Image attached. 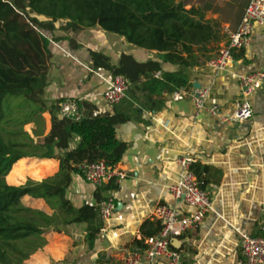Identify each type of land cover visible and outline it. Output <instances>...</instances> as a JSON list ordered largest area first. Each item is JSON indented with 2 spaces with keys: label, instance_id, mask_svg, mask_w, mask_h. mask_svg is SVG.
I'll return each instance as SVG.
<instances>
[{
  "label": "crops",
  "instance_id": "obj_1",
  "mask_svg": "<svg viewBox=\"0 0 264 264\" xmlns=\"http://www.w3.org/2000/svg\"><path fill=\"white\" fill-rule=\"evenodd\" d=\"M248 1L236 6L233 0L193 3L187 0V7L194 5L205 9L206 18L220 24L224 38L214 46L211 59L226 43L228 32L239 25ZM231 10L234 18L228 14ZM49 36L52 59L43 96L47 108L61 99L76 97L81 100V106L88 103L99 112L112 113V107L101 97L112 76L103 69L91 67L88 51L103 53L112 65L117 64L122 53L132 55L137 62L156 56L99 27L74 35L81 47L77 50L71 49L67 41L53 40V37H64L63 33L54 31ZM233 57L234 67L225 72L215 74L206 63L188 70L191 86L209 89L201 111L194 108L188 97L175 101L173 93L164 94L163 109L145 113V123L131 121L115 126L117 139L128 146L115 166L127 173L125 179L112 180L94 189L81 176H72L65 197L75 208L84 204L96 205L97 199L113 198L116 203L110 219L103 221L99 217L101 226L92 247L86 242L87 224H72L61 227L59 232L47 231L44 235L46 245L23 264H121L128 251L144 249L145 238L142 240L139 229L148 219L155 222L150 215L157 203L173 206L180 214L190 210L182 202L174 201L168 191L178 177L180 167L176 161L182 156L192 159L191 164L195 165L200 184L211 197L212 206L198 228L190 229L172 241V249L181 254L179 264H237L241 258L239 233L264 236V84L250 97L253 115L249 121L230 124L220 117L233 113L239 97L237 76L264 71V27H255L251 43ZM162 68L175 70L167 64H162ZM212 107H217L219 112L210 114L208 110ZM42 119L43 133L34 131L35 143L39 142L38 135L45 136L50 130L49 112L43 113ZM77 141L75 137L70 146L75 147ZM19 161H26V166L45 162L41 165L45 173L39 179L26 174L13 183L6 180L8 173L5 176L8 185L20 186L28 179L39 182L54 176L59 169L55 159L22 158L16 163ZM21 203L49 216L53 213L42 199L24 196ZM140 264L170 263L167 259L156 258L152 262L142 259Z\"/></svg>",
  "mask_w": 264,
  "mask_h": 264
},
{
  "label": "trees",
  "instance_id": "obj_2",
  "mask_svg": "<svg viewBox=\"0 0 264 264\" xmlns=\"http://www.w3.org/2000/svg\"><path fill=\"white\" fill-rule=\"evenodd\" d=\"M187 6V0H0V264H23L46 245L47 231L59 232L72 224H87L86 242L92 247L101 226L99 214L96 205L75 208L66 199L72 176H81L83 163L103 161L115 167L128 148L117 139L115 126L145 123V113L163 109L164 94L190 88L188 70L207 63L224 38L220 24L207 19L205 9ZM94 27L156 56L137 62L122 53L112 65L103 53L88 51L94 70L120 75L130 85L112 113L82 103L84 117L73 122L58 115L61 101L47 108L43 98L52 59L50 36L45 33H63L53 40L67 41L77 50L81 47L74 35ZM162 64L175 70L165 71ZM45 112L50 114V130L33 144L23 127L31 122L43 125ZM22 158L55 159L58 172L39 182L28 179L20 186L8 185V173L21 180L17 173L21 168L33 170L45 163H16ZM194 166L190 170L203 189ZM24 196L44 200L52 215L25 207ZM160 230V224L149 219L139 229L142 240Z\"/></svg>",
  "mask_w": 264,
  "mask_h": 264
},
{
  "label": "built area",
  "instance_id": "obj_3",
  "mask_svg": "<svg viewBox=\"0 0 264 264\" xmlns=\"http://www.w3.org/2000/svg\"><path fill=\"white\" fill-rule=\"evenodd\" d=\"M257 26L264 27V0H249L239 25L234 31L228 32L226 43L217 51L215 57L206 63L207 67L215 74L232 69L235 63L233 54L251 43ZM237 80L239 97L234 103L233 113L227 117H220L230 124L245 123L252 118L250 97L262 88L264 71L239 74ZM129 85V82L120 75L111 77L107 87L101 93L102 100L111 107L120 103L125 98ZM208 95V88L193 84L188 90L181 88L174 92L173 99L182 101L188 97L194 108L201 111ZM80 103L81 100L76 97L61 99L58 104V115L73 122H79L84 117ZM208 112L215 115L219 109L212 107ZM97 114V111L92 112V117H96ZM176 162L180 172L168 191L174 201L182 202L190 210L187 214H180L173 206L157 203L150 218L160 224L161 230L156 235L144 239V249L128 251L122 258L121 264H140L142 259L152 262L156 258L167 259L170 264H179L181 254L172 249V241L186 231L198 228L210 212L211 197L199 187L196 177L191 172L192 159L182 156ZM79 168L82 180L94 189H99L112 180L118 182L127 177L125 171L110 167L103 161L83 163ZM96 208L100 219L105 221L114 214L116 203L113 198H107L98 202ZM239 239L241 258L237 264H264V236L239 233Z\"/></svg>",
  "mask_w": 264,
  "mask_h": 264
},
{
  "label": "rangeland",
  "instance_id": "obj_4",
  "mask_svg": "<svg viewBox=\"0 0 264 264\" xmlns=\"http://www.w3.org/2000/svg\"><path fill=\"white\" fill-rule=\"evenodd\" d=\"M194 1H199V0H188L189 3H193ZM209 2H214L215 0H207ZM219 1V0H216V2ZM244 0H233L234 4L236 6H239L243 3ZM234 8V7H233ZM236 13H237V9H236ZM229 16H231L232 18H234V15H233V10H231V12H228ZM40 20H43L42 17H39ZM58 26V24H56ZM46 36L49 37V34L48 33H45ZM43 128H44V124H39V123H28L26 125H24L23 127V130L30 136V138L32 139L33 141V144H35V130L37 131V133H43ZM34 136V137H32ZM25 141V139H23ZM28 152H32L31 150H28ZM44 164V163H43ZM41 164V165H43ZM39 165V167L37 169H33V170H26V169H23L21 168L19 171H17L18 175L20 177H24L26 174L27 175H30L31 177L35 178V179H39L43 176V174L45 173V171L42 169V166ZM14 171V170H13ZM7 180L8 182H11V181H19V179L17 177H11L10 175L7 176Z\"/></svg>",
  "mask_w": 264,
  "mask_h": 264
},
{
  "label": "water",
  "instance_id": "obj_5",
  "mask_svg": "<svg viewBox=\"0 0 264 264\" xmlns=\"http://www.w3.org/2000/svg\"><path fill=\"white\" fill-rule=\"evenodd\" d=\"M196 86H198V85H196Z\"/></svg>",
  "mask_w": 264,
  "mask_h": 264
}]
</instances>
